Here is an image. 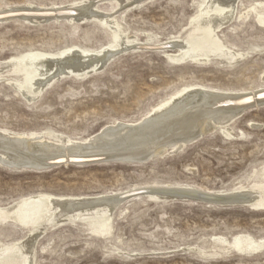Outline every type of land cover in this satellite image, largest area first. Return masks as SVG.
Here are the masks:
<instances>
[{"label": "rangeland", "instance_id": "obj_1", "mask_svg": "<svg viewBox=\"0 0 264 264\" xmlns=\"http://www.w3.org/2000/svg\"><path fill=\"white\" fill-rule=\"evenodd\" d=\"M85 1L86 11H74L70 20L54 12L22 17L24 12ZM117 1L0 0V61L36 52L60 53L72 46L105 47L113 31L95 18L98 14L110 16L132 40L109 60L99 56L105 65L82 77L56 62L35 99L23 96L13 84L24 81V71L0 69V129L79 142L118 124L137 123L189 88L249 96L264 89V21L257 19L264 17V0H239L234 19L216 31L219 41L240 58L201 62H173L167 53H175L173 41L193 30V18L205 0ZM9 9L18 13L3 12ZM147 41L155 45L137 48ZM225 127L226 133L216 126L192 142L139 162L103 155L36 169L0 159V207L35 194H116L108 234L97 232L98 217H59L33 237L36 264H264V244L239 251L217 239H264V208L230 202L244 201L242 188L264 183V103L247 107ZM197 193L225 202H208ZM28 230L0 220V248L26 240Z\"/></svg>", "mask_w": 264, "mask_h": 264}, {"label": "bare ground", "instance_id": "obj_2", "mask_svg": "<svg viewBox=\"0 0 264 264\" xmlns=\"http://www.w3.org/2000/svg\"><path fill=\"white\" fill-rule=\"evenodd\" d=\"M238 1L205 0L202 10L193 18L195 22V25L192 24L193 30L185 38L173 41L178 46V50L175 53H167L168 59L173 62L188 60L201 62L211 58L229 61L240 58L241 55L224 46L216 34L217 30L234 19L235 6ZM115 2L118 1L115 0ZM260 3L256 5L259 6ZM88 5L85 1L79 6H61L62 8L52 10L24 12L22 17L31 19V16L41 17L54 12L64 15L67 20H70L74 11L81 9L83 14ZM15 11L9 9L3 12H10V14L15 15L18 13ZM7 13L3 16L10 15ZM95 18L99 20L102 18L113 31V40L107 46L88 50L72 46L60 51V53L36 52L21 57L11 56L0 61V69L8 68L14 73L25 72L24 81H14L13 84L28 99H35L42 93L45 81L54 69L56 62L68 73L77 77L96 71L107 62L102 61L103 56H107L109 60L118 51L125 49L129 43H132V40L125 37L126 35L124 36V33L110 16L98 14ZM257 19L260 23L264 21L263 15H258ZM195 33L199 36H195ZM140 45L137 48H147L148 45L153 46L155 43L147 41L146 44ZM193 91L197 93L188 95ZM263 103L264 89L260 90L258 95L255 91L252 96H249L245 93L232 95L204 88H189L155 106L149 114L137 123L118 124L90 139L79 142L59 135L55 136L56 140L49 141L45 140L44 135H37L34 132L14 133L7 129H0V159L13 164L30 165L37 168L48 165L51 160L66 163L70 162L69 159L103 155L142 160L162 153L167 148L181 147L184 140L191 139L197 132H204L209 126L210 129L220 126L226 133L225 126H228L230 121L239 116L243 111L242 108ZM47 135L51 136L49 132ZM173 186L175 187V185ZM240 191L245 194L243 197H248L244 198V201L250 207L264 208V183H254ZM113 195L116 194L78 197L35 194L21 197L8 206L0 207L1 221H10L19 224L20 227L29 228L26 240L16 241L0 248V264H36L33 261L35 255L32 244L33 237L36 232L44 231L59 217L65 216L68 221H75L76 218L86 220L98 217L100 227L97 232L101 236L108 234L110 216L118 201L117 198H113ZM220 195L222 194H218V196ZM149 196L156 197L155 195ZM217 239L239 251L255 250L264 244V239L254 240L242 235L232 237L231 241L220 236Z\"/></svg>", "mask_w": 264, "mask_h": 264}, {"label": "water", "instance_id": "obj_3", "mask_svg": "<svg viewBox=\"0 0 264 264\" xmlns=\"http://www.w3.org/2000/svg\"><path fill=\"white\" fill-rule=\"evenodd\" d=\"M24 14V13H23ZM26 14V13H25ZM192 93H195V91H193V92H190V93H188V95H190V94H192ZM197 93V92H196ZM195 93V94H196ZM201 94H204V93H201ZM248 103V102H247ZM231 104V103H230ZM231 105H235V104H231ZM247 107H249V106H247ZM247 107H244V108H242L243 109V112H244V110L247 108ZM208 130H210V126H209V128H207L204 132H197L196 134H195V136H193L191 139H187V140H184V143H189V142H192V141H194V140H196L198 137H201L202 135H204ZM155 155H152L151 157H154ZM108 157H112V158H114V157H119V158H121V159H123V160H132V161H136V162H139V161H144V160H146V159H148V158H145V159H142V160H140V159H127V158H122V157H120V156H115V155H113V156H108ZM91 160H94V159H92V158H89V157H85V158H79V159H69V161L70 162H89V161H91ZM63 162V161H62ZM56 163H58L57 162V160H51V161H49L48 162V165L46 164L45 166H43V167H40V168H37V167H33V166H30V165H20V164H17V166L18 167H27V168H36V169H43V168H47V167H49L51 164H56ZM197 197H199V198H202L203 200H206V201H208V202H215V203H218V202H225V200L223 199V198H218V197H214V196H210V195H207V194H203V193H197ZM245 198V197H244ZM246 198H248V197H246ZM245 198V199H246ZM244 199V200H245ZM230 202H245V201H230Z\"/></svg>", "mask_w": 264, "mask_h": 264}]
</instances>
